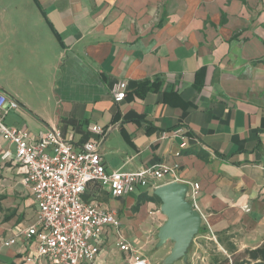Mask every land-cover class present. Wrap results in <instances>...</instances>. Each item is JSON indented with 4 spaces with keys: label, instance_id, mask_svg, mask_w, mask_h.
Returning a JSON list of instances; mask_svg holds the SVG:
<instances>
[{
    "label": "crops",
    "instance_id": "obj_1",
    "mask_svg": "<svg viewBox=\"0 0 264 264\" xmlns=\"http://www.w3.org/2000/svg\"><path fill=\"white\" fill-rule=\"evenodd\" d=\"M117 82L126 84L119 103ZM0 92L19 105L7 126L34 138L59 129L74 151L97 143L106 173L176 165L183 183L199 185L213 231L254 229L264 241V0H0ZM180 127L183 137L160 138ZM7 149L0 136V264H31L34 242L19 233L37 209L25 169L1 160ZM97 192L89 202L120 226L104 231L95 264L148 262L131 239L139 249L167 246L165 261L173 242L158 245L160 203L134 210L153 189ZM112 236L130 246L122 259L106 248Z\"/></svg>",
    "mask_w": 264,
    "mask_h": 264
},
{
    "label": "built area",
    "instance_id": "obj_2",
    "mask_svg": "<svg viewBox=\"0 0 264 264\" xmlns=\"http://www.w3.org/2000/svg\"><path fill=\"white\" fill-rule=\"evenodd\" d=\"M111 95L115 103L123 101L126 84L115 83ZM18 108V103L0 92V136L13 147V151L3 152L1 160L14 161L25 169L23 184L31 190L37 209L36 224L19 233L24 241L34 242V253L26 257V262L35 264L45 259L49 264H95L104 231L110 227L119 229L120 223L114 212L84 201L89 186L106 189L111 197L121 198L138 188L154 190L171 183L186 185L190 189L186 201L199 214L201 225L209 229L197 204L199 185L183 183L177 176L178 166L106 173L97 143H84L79 151H74L59 129L49 128L34 138L26 129L7 126L5 116ZM89 130L99 135L103 132L98 126ZM184 133L180 127L163 132L160 138L183 137ZM17 238L5 240L3 246L15 245ZM119 248L122 252L131 251L126 243ZM130 264L149 263L138 257L131 259Z\"/></svg>",
    "mask_w": 264,
    "mask_h": 264
},
{
    "label": "rangeland",
    "instance_id": "obj_3",
    "mask_svg": "<svg viewBox=\"0 0 264 264\" xmlns=\"http://www.w3.org/2000/svg\"><path fill=\"white\" fill-rule=\"evenodd\" d=\"M0 179H4L0 175ZM0 183V192L3 193L4 190ZM98 195L95 198L96 202H99L100 192H97ZM101 196V195H100ZM31 211L27 214L28 219L36 222L34 215V210L30 207ZM7 211H5L6 213ZM1 213V216L7 214ZM209 226V224H208ZM254 230V229H253ZM246 231V230H236L232 232L223 231L216 233L213 231L210 226L207 230L203 225H200L198 233L194 236L196 239L191 242L190 246L186 249L185 255L178 257L171 263L166 264H232L238 258H241L243 252L247 249H254L260 245V242L256 237H259V231ZM132 243L134 249L142 251L143 256L148 260L150 264H164V259L157 263L158 258L163 254L167 249V246L156 247L148 246L143 247L142 249L138 248V245L131 239L128 240ZM263 241V240H262ZM119 239L116 237H111L110 241L106 244L108 251L113 252L112 257L115 259V255L122 259L121 251L119 249ZM234 246L236 249L235 253H230L227 248ZM115 253V255H114ZM125 255H128L126 253ZM245 259L243 262L239 261L238 264H246Z\"/></svg>",
    "mask_w": 264,
    "mask_h": 264
},
{
    "label": "water",
    "instance_id": "obj_4",
    "mask_svg": "<svg viewBox=\"0 0 264 264\" xmlns=\"http://www.w3.org/2000/svg\"><path fill=\"white\" fill-rule=\"evenodd\" d=\"M186 193L187 186L178 183L166 184L153 190V195L160 200V212L167 218L159 230L158 245H164L167 240L173 242L164 264L184 256L192 238L200 229V216L186 201Z\"/></svg>",
    "mask_w": 264,
    "mask_h": 264
},
{
    "label": "trees",
    "instance_id": "obj_5",
    "mask_svg": "<svg viewBox=\"0 0 264 264\" xmlns=\"http://www.w3.org/2000/svg\"><path fill=\"white\" fill-rule=\"evenodd\" d=\"M97 189H98L97 186H89V188L83 195L84 201L89 202L90 199H92L93 197L95 198ZM154 200L160 203V200L155 196L153 198H150V197L140 198L134 210H136L139 204L142 203L143 201H154ZM227 250L230 253L236 252V249L233 245L227 248ZM243 259H245L244 261L246 264H264V241L258 247L254 249L245 250L243 254L241 255V258H238L232 264H238L239 261L243 262ZM225 263L226 262H224L223 264Z\"/></svg>",
    "mask_w": 264,
    "mask_h": 264
}]
</instances>
